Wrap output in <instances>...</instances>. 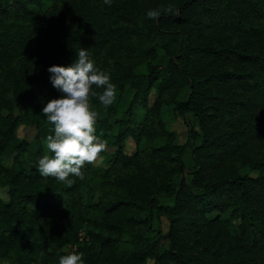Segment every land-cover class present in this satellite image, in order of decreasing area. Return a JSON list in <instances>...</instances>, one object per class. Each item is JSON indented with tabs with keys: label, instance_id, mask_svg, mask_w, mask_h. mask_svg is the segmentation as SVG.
Here are the masks:
<instances>
[{
	"label": "trees",
	"instance_id": "obj_1",
	"mask_svg": "<svg viewBox=\"0 0 264 264\" xmlns=\"http://www.w3.org/2000/svg\"><path fill=\"white\" fill-rule=\"evenodd\" d=\"M85 2L0 0V258L59 264L77 250L86 264H264V0ZM169 4L173 13L146 16ZM81 47L127 100L97 118L111 149L68 187L38 171L54 134L42 109L61 95L47 69ZM163 104L185 124L182 142ZM18 122L30 138L15 135ZM79 219L86 239L62 250L55 241Z\"/></svg>",
	"mask_w": 264,
	"mask_h": 264
},
{
	"label": "clouds",
	"instance_id": "obj_2",
	"mask_svg": "<svg viewBox=\"0 0 264 264\" xmlns=\"http://www.w3.org/2000/svg\"><path fill=\"white\" fill-rule=\"evenodd\" d=\"M103 3L111 6L112 0ZM163 11L175 10L169 4L148 10L146 16L158 19ZM47 71L61 95L50 99L42 109L47 122L54 126V134L46 137L50 154L39 158L38 171L44 178L51 177L71 187L74 178L84 179L86 165L93 164L106 149L107 141L95 134L98 112L93 110L89 97H98L103 106H111L117 97V85L111 82L109 73L96 67L88 48L81 47L70 65H52ZM83 257V252L73 250L60 256L59 264H86Z\"/></svg>",
	"mask_w": 264,
	"mask_h": 264
},
{
	"label": "rangeland",
	"instance_id": "obj_3",
	"mask_svg": "<svg viewBox=\"0 0 264 264\" xmlns=\"http://www.w3.org/2000/svg\"><path fill=\"white\" fill-rule=\"evenodd\" d=\"M82 2H84V5H88L87 2H85V0H80ZM46 32V31H44ZM48 34V33H47ZM46 34V37H48ZM52 34V33H50ZM51 39V38H50ZM52 41V40H51ZM52 43L54 44L55 47L58 46V40L57 41H52ZM125 93L119 95L116 97L114 104L112 105L113 107L116 108L117 111H119L124 104L126 103L127 97H125ZM155 90L153 88H150L148 91V98L149 100L153 99L155 97ZM91 106H93V110L98 112V117L101 116H108L109 120H112V116L108 115L106 113V108L105 106H103L101 103L98 104H94V103H90ZM5 108L1 109L2 113H5ZM22 111V108L20 106L19 103L14 102L12 105V112L15 114H18ZM142 109H140V113L141 114ZM161 115L163 118V122H164V126L165 128H167L168 130L173 131L174 136H175V140L177 142H182L185 138L186 135V127L184 122L182 121V118L178 115H174L171 112V109L168 105L163 104L161 105ZM33 127L31 126H27L24 125L22 122H18L14 128V133L16 136L21 137V136H25L26 138H30L33 135ZM37 145V142L32 143L31 145V149H34L35 146ZM40 147L43 149L44 155L47 152V148H46V141L43 140L40 142ZM135 148V144L132 140V138L130 136H128L123 144V150L127 153H130L131 151H133ZM111 149L110 146L106 145V151H109ZM105 150L98 156L97 160L94 162V164H98L100 165L102 162V158L105 154ZM188 149L185 150L183 157L187 160V156H188ZM5 162L8 163V159H5ZM24 164L26 166H28L29 164H27V162H24ZM240 171L242 172H247L250 174H254L256 173L255 169H250L247 165H243L239 168ZM94 181V182H93ZM92 182L89 183V192H95L96 191V181L95 179ZM0 198L5 201L8 198L7 195V186L6 185H0ZM213 213H210L209 215H212ZM84 221L83 220H74L71 225L69 227L66 228L65 232H62L59 237V240L55 241V243H57L60 248L62 250H71L73 249L77 242L86 239L85 236V232H84ZM167 229V220L165 218L161 219V231L162 232H166ZM151 235V234H150ZM163 242H167L166 239H162ZM151 259L147 258L145 260V264H150ZM0 264H11L6 258L1 257L0 258Z\"/></svg>",
	"mask_w": 264,
	"mask_h": 264
}]
</instances>
